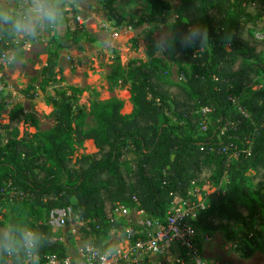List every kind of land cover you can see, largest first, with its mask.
Here are the masks:
<instances>
[{
  "label": "trees",
  "instance_id": "16d2710c",
  "mask_svg": "<svg viewBox=\"0 0 264 264\" xmlns=\"http://www.w3.org/2000/svg\"><path fill=\"white\" fill-rule=\"evenodd\" d=\"M101 1L118 22L132 27L164 23L171 8L167 0H150L148 14L126 18L116 0ZM76 14H67L71 36L61 47L86 34ZM193 24L208 29L211 47L202 53L177 47L170 53L177 65L191 67L183 82L164 77L167 64L154 51L148 61L130 63L124 77L134 103L129 115L114 98L88 111L73 88L51 98L56 124L48 131L22 132L20 125L32 118L22 108L11 111L8 123L0 119V229L26 223L47 236L41 253L65 256L58 231L41 223L52 208L71 206L86 221L87 237L96 234L95 245L101 247V236L118 226L112 221L117 204L135 206L137 198L140 207L166 223L176 198L187 199L193 184H207L213 189L196 226L239 241L247 258L255 248L263 250L264 232L256 226L264 230V88L243 99L246 113L231 97L252 88L264 72V39L258 36L264 32V0H181L174 28L183 32ZM12 40L0 34V61L12 52ZM56 63L52 53L43 92L54 80ZM110 80L117 82L113 75ZM28 89L26 96L36 98L34 87ZM202 107L211 112L207 125L200 122ZM90 114L95 126L86 129ZM87 139L98 151L75 159ZM251 233H257L256 240Z\"/></svg>",
  "mask_w": 264,
  "mask_h": 264
},
{
  "label": "rangeland",
  "instance_id": "374dc122",
  "mask_svg": "<svg viewBox=\"0 0 264 264\" xmlns=\"http://www.w3.org/2000/svg\"><path fill=\"white\" fill-rule=\"evenodd\" d=\"M170 3V11L166 22L152 24L145 22L137 27L129 26L126 22H118L103 6L101 0H80V8L77 11V20L86 31L82 39L66 47L60 45L64 37H69L66 32L56 37L46 34L39 43H25L21 39L13 37L12 52L20 63L11 66H0V119L3 123L10 121L12 110L22 108L31 115L28 123H22L20 129H28L31 133L36 131H48L55 124L54 107L52 97L60 96L66 92L71 94L73 88H77L78 103L88 111H92L95 104L110 99L123 101L122 114H131L134 103L129 91V85L124 84V77L128 74L129 65L135 60L148 61V52L154 51L153 44L161 29L176 21L177 11L181 6V0H167ZM115 7L120 16L126 18H137L146 15L151 10L150 0H116ZM67 20V18H66ZM68 24V20H67ZM264 39V32L259 34ZM55 53L56 67L54 80L43 92L41 83L43 73L48 64L49 56ZM165 61L164 77L170 81L181 83L185 80L186 72L190 70L189 65L179 66L166 53L163 57L155 56ZM116 77L117 82L110 80V76ZM29 86H33L37 95L30 99L26 95ZM264 88V72L256 80L252 88L244 89L241 94H234L233 99L237 108L246 113L241 103L256 90ZM201 125H207L211 121L209 109L200 108ZM38 122L35 125L34 121ZM95 126L93 115L86 119V129ZM98 151L93 139H87L79 147L76 157L92 154ZM225 184V181H224ZM223 184V185H224ZM213 187L210 185L193 184L189 189L187 199L176 198V202L184 200H197L205 203L206 197L211 193ZM71 207V206H68ZM73 214L68 218L64 227L53 228L59 233V243L64 247L66 255L79 257L84 248L93 246L103 251L116 246L119 255H123L130 248L129 242L124 239V230L129 225H134L135 214L133 211L123 218L121 225L110 230L107 235H102V246L95 245L96 234L87 237L84 231L86 221L82 220L72 208ZM9 215V209H3ZM45 216L41 223H46ZM259 233H263L262 224L256 226ZM199 243L206 258L213 264H264V242L260 244L263 250L255 248L251 257L247 258L244 249L238 248L237 240H228L223 233L216 229L208 232L198 227ZM257 233L252 239H257ZM250 241V247L254 248V242ZM237 246V247H236ZM61 251L58 250V252ZM107 252V251H106ZM114 256V255H113ZM157 260L150 259L147 264H157Z\"/></svg>",
  "mask_w": 264,
  "mask_h": 264
},
{
  "label": "clouds",
  "instance_id": "9594fccd",
  "mask_svg": "<svg viewBox=\"0 0 264 264\" xmlns=\"http://www.w3.org/2000/svg\"><path fill=\"white\" fill-rule=\"evenodd\" d=\"M79 8L80 0H0V34L33 44L41 42L46 34L60 37L68 27L67 14ZM169 21L154 41L155 56L163 57L177 47L197 49V53L211 47L206 27L193 24L186 31L177 32L175 23ZM222 41L230 44V35H224ZM0 63L11 66L20 61L13 53ZM47 243L43 232L26 223L7 225L0 229V264H39L38 258ZM106 251L107 260L119 255L116 246Z\"/></svg>",
  "mask_w": 264,
  "mask_h": 264
},
{
  "label": "built area",
  "instance_id": "2783aa9c",
  "mask_svg": "<svg viewBox=\"0 0 264 264\" xmlns=\"http://www.w3.org/2000/svg\"><path fill=\"white\" fill-rule=\"evenodd\" d=\"M231 100L235 104L232 97ZM134 200L137 203L135 206L119 203L113 210L112 221L118 225L132 211L135 214L134 225L124 230V239L129 242L130 248L123 255H114L107 260L106 251L87 246L79 257L41 253L39 264H147L150 259L157 260V264H213L201 250L195 224L199 211L206 208V203L197 200L178 203L174 200L164 223L140 207L137 198ZM72 214V207H54L48 213L46 223L52 228L64 227ZM253 235L251 233L249 238ZM236 242L239 248L241 245Z\"/></svg>",
  "mask_w": 264,
  "mask_h": 264
}]
</instances>
